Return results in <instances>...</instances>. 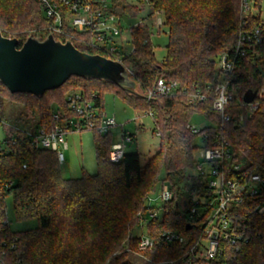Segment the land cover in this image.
<instances>
[{"label":"trees","instance_id":"obj_1","mask_svg":"<svg viewBox=\"0 0 264 264\" xmlns=\"http://www.w3.org/2000/svg\"><path fill=\"white\" fill-rule=\"evenodd\" d=\"M154 11L162 14L167 29V45L162 61L155 58L151 31L143 22L130 25L131 51L121 53L123 67L135 82V94H128L103 81L70 77L60 88L45 92L42 97L11 94L0 84V106L9 99L23 106L36 129L51 131L61 120L77 118L69 108L67 97L77 91L92 98L93 142L96 172L83 173L80 178L62 175L55 152L32 149L24 133L10 129L0 150V244L7 246L8 264H184L188 246L169 243L158 234L175 232L183 236L197 231L186 230L183 201H191V193L200 190V178L195 177L197 161L192 151L196 138L186 126L192 114L199 113L216 123L219 116L210 111L216 63L220 56L231 52L241 25L240 0H147ZM260 0H252L249 26L264 22L260 17ZM110 12L130 20L141 10L124 0H110ZM46 19L34 0H0V32L3 37L16 39L18 48L28 38L44 40L50 33ZM62 40V39H60ZM77 50L100 55L92 49L74 43ZM261 69L249 62L240 64L233 84L241 96L250 89L264 85V47L259 49ZM101 56V55H100ZM158 79L174 84L176 90L167 96L147 99ZM76 83V84H74ZM116 94L133 110L150 113L153 133L159 138L156 153L144 165L138 154L124 155L120 162L106 158L112 145L110 132L98 133L102 112V95L108 90ZM73 94V93H72ZM204 96V101H199ZM56 104L59 118H52ZM231 120L225 124V135L245 171L255 167L264 178V101L247 115L245 106L231 104L226 108ZM243 116L238 122L237 117ZM133 135L122 131L121 138ZM163 170L164 178L160 179ZM167 184L173 193L168 213L161 221L147 219L143 227L154 239L150 250H138V237L132 231L141 226L140 213L145 215V200L154 185ZM240 212L264 204V187ZM11 200L16 222L36 221L34 228L11 232L6 218L5 201ZM245 221L246 242L220 243L221 255L204 264H264V223L262 216L252 212Z\"/></svg>","mask_w":264,"mask_h":264},{"label":"built area","instance_id":"obj_2","mask_svg":"<svg viewBox=\"0 0 264 264\" xmlns=\"http://www.w3.org/2000/svg\"><path fill=\"white\" fill-rule=\"evenodd\" d=\"M37 2L42 15L50 20L49 31L55 40L69 41L86 46L101 56L121 63V53L128 54L117 45L120 37L122 17L110 12L109 2L106 0H34ZM252 0H240L241 25L237 41L231 52L225 53L216 63V74L212 93L210 111L219 116V121L211 128L196 129L187 124L186 128L195 137L200 136L203 143L201 161L195 164L194 176L200 178L201 188L191 193V201H183V220L190 231H197L198 235L192 240V235L183 236L175 232H160L158 236L169 243L188 246L184 264H204L221 255L223 249L220 243H230L235 246L238 242L247 241V215L254 212L262 216L264 223V204L255 205L250 210L240 212L239 207H244L252 199L260 197L261 188L264 187V178L259 174L257 167L254 171H245L244 166L233 160L234 153L228 137L225 135V124L229 123L231 116L226 108L231 104L245 106L247 115L251 116L264 101V85L259 89H250L255 92L248 103H244V92L238 94V86L233 84L234 74L238 66L249 62L253 68L261 69L259 49L264 47V22L249 26L247 19L252 10ZM153 11V10H152ZM155 15L161 14L154 11ZM162 15V14H161ZM163 26L162 19L157 18L156 30L159 32ZM129 27V26H127ZM130 37V32H129ZM62 39V40H60ZM75 47V46H74ZM174 84H167L158 79L147 99L155 96H167L176 90ZM88 99L81 93H73L67 97L68 105L77 114L71 117L64 125H57L51 131L35 129L23 131L32 149H45L55 152L57 161L63 162L62 150L67 148L64 137L68 132L93 128L92 98ZM204 96H199V101H204ZM152 117L150 113L146 114ZM52 118L57 120L59 115L54 113ZM238 122L243 116L237 117ZM115 126L112 118H100L98 133L105 134ZM12 144L14 138L9 136ZM131 142L129 136H124L119 142L113 143L107 155L110 163H118L123 157V149ZM264 170V167H263ZM173 201V193L167 184L161 186L159 195L160 205L157 208H147L145 215L140 213L141 225L148 221H161L168 213V205ZM143 227V225H142ZM138 237V250L146 251L153 247L154 239L148 229ZM14 244L7 246L0 244V264H8L6 254Z\"/></svg>","mask_w":264,"mask_h":264},{"label":"rangeland","instance_id":"obj_3","mask_svg":"<svg viewBox=\"0 0 264 264\" xmlns=\"http://www.w3.org/2000/svg\"><path fill=\"white\" fill-rule=\"evenodd\" d=\"M109 2L110 0H106ZM126 3L135 5L142 9L140 14L131 19V25L143 22L151 31L150 41L154 50L157 61H162L165 55V47L167 45V29L160 27L159 32L156 30L157 18L162 19V15H155L154 10L148 4L147 0H124ZM260 17L264 18V0H260ZM153 10V11H152ZM117 45L126 52L131 49L129 28L121 25L120 37L117 38ZM76 84V83H74ZM69 94L78 93L70 91ZM51 110L57 111L56 104H52ZM57 113V112H56ZM102 118H112L115 126L109 129L111 143H117L121 139L122 131L133 135L130 143L123 149L124 155L138 154L140 164L144 165L147 160L153 156L159 145V138L154 135V125L151 117L139 111L131 109L120 97L116 91L108 90L102 95ZM64 125L66 120H61ZM188 124L196 129L211 128L213 124L209 119L199 113L191 115ZM37 120L28 116L23 106L14 104L11 100H5L0 106V150L6 151L4 140L9 137V130L34 131L36 129ZM60 125V124H59ZM67 148L62 150L60 145L58 150L62 151L63 162L59 163L62 175L65 178H80L83 173L93 175L96 172L95 150L93 142V132L90 129L68 132L64 137ZM195 149L192 151L196 161H201V153L203 143L200 136L196 137L193 142ZM192 173H195L194 171ZM160 179L164 178L163 170L160 172ZM161 191V183L157 182L145 200V207L157 208L160 205L159 195ZM6 218L9 230L11 232H19L22 230L34 228L36 221L16 222L13 217L11 200L7 198L5 201ZM146 228L138 226L132 231V235L140 237L146 233Z\"/></svg>","mask_w":264,"mask_h":264},{"label":"water","instance_id":"obj_4","mask_svg":"<svg viewBox=\"0 0 264 264\" xmlns=\"http://www.w3.org/2000/svg\"><path fill=\"white\" fill-rule=\"evenodd\" d=\"M122 20L126 26L131 25L129 18ZM70 77L103 81L138 95L135 82L118 61L80 52L71 42L55 40L51 34L42 41L28 37L18 48L16 39L5 38L0 32V84L9 93L40 98L45 92L60 88ZM254 95L255 92L247 91L244 103Z\"/></svg>","mask_w":264,"mask_h":264}]
</instances>
